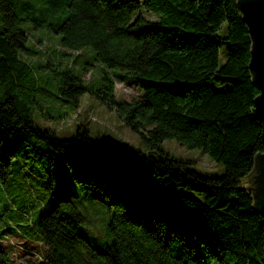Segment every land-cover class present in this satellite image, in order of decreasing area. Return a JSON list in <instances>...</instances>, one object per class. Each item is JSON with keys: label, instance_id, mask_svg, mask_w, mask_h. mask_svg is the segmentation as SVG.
I'll return each mask as SVG.
<instances>
[{"label": "trees", "instance_id": "obj_1", "mask_svg": "<svg viewBox=\"0 0 264 264\" xmlns=\"http://www.w3.org/2000/svg\"><path fill=\"white\" fill-rule=\"evenodd\" d=\"M0 14V181L41 140L111 207L98 239L79 232L86 220L73 198L55 201L37 222L46 251L30 264H264V223L249 188L254 158L264 152L253 116L260 90L237 0H0ZM40 28L61 37L45 44L47 62L36 66L29 56L40 50L33 43ZM96 65L101 83L93 86L85 81ZM38 67L55 73L61 97L77 103L90 92L115 108L151 149L94 138L84 126L64 138L37 124ZM121 80L137 85L141 98L118 100ZM167 138L202 149L225 172L192 168L191 159L161 148ZM23 172L28 182L36 175ZM10 260L0 242V264Z\"/></svg>", "mask_w": 264, "mask_h": 264}, {"label": "rangeland", "instance_id": "obj_2", "mask_svg": "<svg viewBox=\"0 0 264 264\" xmlns=\"http://www.w3.org/2000/svg\"><path fill=\"white\" fill-rule=\"evenodd\" d=\"M144 13L151 19L157 18L154 13ZM35 34L33 37L37 44L35 41L33 43L40 50L34 53L36 58L30 55L29 60L38 66L47 62L48 53L41 52L46 51L45 44L48 46L49 41L58 43L61 35L48 28H40ZM37 37L41 41L38 42ZM66 60L69 61V58ZM67 67L66 63L59 64V68ZM73 70L77 71L76 67ZM36 75L38 101L32 105L31 114L40 126L50 127L57 136L64 138L75 135L78 128L84 126L94 138L104 137L122 147L145 151L151 149L141 134L124 122L115 108L109 107L90 92L83 93L77 103L61 97L58 92V77L50 68L38 67ZM101 75L102 69L96 65L91 78L85 82L98 86ZM115 92L117 99L122 101H131L142 96V90L137 85L122 80L116 82ZM160 146L176 158L191 159V167L201 173L219 175L225 172L224 165L213 160L208 153L200 148H188L176 138H167ZM29 169L36 175L32 177L28 174V182L23 170ZM79 177L80 171L68 167L63 157L58 154L47 152L46 145L41 140H35L33 145L16 157L12 165V175L7 181H0V227L15 226L21 232L0 231V242L11 258L9 264H30L32 260L42 259L46 246L41 239L35 237L38 217L49 211L54 202L63 196L73 198L85 216L86 222L84 226H80L79 232L98 239L105 237V223L111 211L109 196L104 191L80 181Z\"/></svg>", "mask_w": 264, "mask_h": 264}, {"label": "water", "instance_id": "obj_3", "mask_svg": "<svg viewBox=\"0 0 264 264\" xmlns=\"http://www.w3.org/2000/svg\"><path fill=\"white\" fill-rule=\"evenodd\" d=\"M237 2L251 37L248 67L254 85L260 90L254 98L253 116L260 121L264 130V0H237ZM251 180L249 188L252 191L253 205L262 216L264 223V152H258L254 158Z\"/></svg>", "mask_w": 264, "mask_h": 264}]
</instances>
